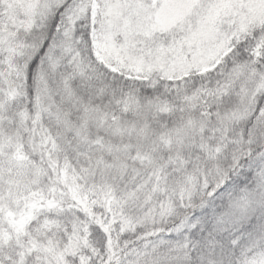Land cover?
Instances as JSON below:
<instances>
[{"label":"snow or ice","instance_id":"snow-or-ice-1","mask_svg":"<svg viewBox=\"0 0 264 264\" xmlns=\"http://www.w3.org/2000/svg\"><path fill=\"white\" fill-rule=\"evenodd\" d=\"M0 264H264V0H0Z\"/></svg>","mask_w":264,"mask_h":264}]
</instances>
